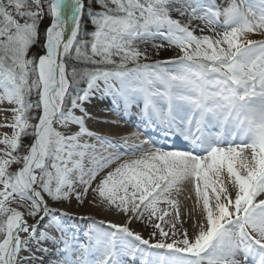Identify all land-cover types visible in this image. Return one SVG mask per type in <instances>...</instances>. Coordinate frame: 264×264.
<instances>
[{"label":"snow or ice","instance_id":"1","mask_svg":"<svg viewBox=\"0 0 264 264\" xmlns=\"http://www.w3.org/2000/svg\"><path fill=\"white\" fill-rule=\"evenodd\" d=\"M253 35L264 37V0H0V104L13 115L0 125L12 129L0 138V264H264V38ZM167 49L174 58H152ZM102 99L117 116L138 108V131H90ZM89 197L123 222L80 234L53 207Z\"/></svg>","mask_w":264,"mask_h":264},{"label":"bare ground","instance_id":"2","mask_svg":"<svg viewBox=\"0 0 264 264\" xmlns=\"http://www.w3.org/2000/svg\"><path fill=\"white\" fill-rule=\"evenodd\" d=\"M197 34L200 33L197 32ZM252 38L259 39V36L253 35ZM160 54L161 56L166 57L165 59H172L175 57V52L173 50H163ZM110 105V100L102 99L98 102H94V104L91 105V109L88 108L89 112L92 114V119L86 121V126L89 128V130L101 135L108 136L112 139H119L123 136H131L134 132H137V130L131 128L130 126H128V124L134 126L135 124L140 123L138 108L133 106L127 113H121V116H117L113 113L112 117L110 115V113H112L111 111H105V109L109 108ZM11 107V105L0 104V125H6L13 122V115L11 111L7 110ZM102 121H108V123H103ZM113 121H115L116 123L113 124ZM4 134L10 136L12 134V129L6 126H0V138H2ZM140 136L143 137L144 135L140 133ZM181 143L184 142L181 140ZM0 148H3V146L0 145ZM190 188V185L185 186L184 191L180 195L179 199L181 202V220L185 221L183 227L188 229L189 238H192L194 234L192 225L194 221L198 220V212L195 210L194 193L190 191ZM82 210H84L85 213L83 211V214L81 216L72 215L71 211L68 212V214L72 217L71 222L74 223L75 226H77L80 234H82L83 231L88 228L89 223L92 220H95L96 222L102 220L111 222L115 221V223L123 222V217H121L120 215L107 213L101 207L93 205L91 201H88Z\"/></svg>","mask_w":264,"mask_h":264},{"label":"rangeland","instance_id":"3","mask_svg":"<svg viewBox=\"0 0 264 264\" xmlns=\"http://www.w3.org/2000/svg\"><path fill=\"white\" fill-rule=\"evenodd\" d=\"M225 2H226V0H217V3L218 4H225ZM44 27H46L47 25H48V23H49V20H48V18H45V20H44ZM43 30V27H42V25H41V31ZM256 36H258V35H256ZM262 38H264V37H260L259 36V39H262ZM168 50H170V49H167L166 51H168ZM163 51V50H162ZM161 51V52H162ZM160 52V53H161ZM159 53V55H156L155 53H152V58L153 59H165L166 57H163V56H161V54ZM41 54H43L42 53V49H41V46H40V44H37V45H35L31 50H30V52H29V56H33V55H35V56H39V55H41ZM143 62V61H142ZM84 85H82V87H83ZM89 109H91V106H89L88 107ZM88 109V110H89ZM77 115H79V112H77L76 113ZM109 115V114H108ZM110 115L113 117V112L112 113H110ZM109 115V116H110ZM110 116V117H111ZM120 118V117H119ZM112 119V118H111ZM122 121V120H121ZM112 125V124H111ZM128 126H130L131 127V125H129L128 124ZM131 128H133V129H135V130H138L136 127H131ZM141 139H143V137H141ZM31 142V139L30 138H26L25 140H24V143L25 144H27V143H30ZM258 199H264V196H261V197H258ZM88 201H91V197H89L88 198V200L83 204V205H80V204H78L77 202H75L74 200L71 202V203H68V202H65V203H63V204H56V205H53V207H55V208H57V209H59V210H61V211H63V212H65V213H68L69 211H71V213H72V215H76V216H81L82 214H83V211L84 210H82L84 207H85V205L87 204V202ZM103 209V208H102ZM106 211V210H105ZM107 212V211H106ZM84 213H85V211H84ZM107 213H109V212H107ZM110 214H113V213H110ZM167 219V218H166ZM114 223H115V221H113ZM131 227H132V229L134 230V231H136V232H139V233H141L143 236H144V238H148V236H149V233L151 232V228L149 227V228H145V226L143 225V224H141V223H139V222H136V223H133L132 225H131ZM164 227H165V229L167 230V228L169 227V225H167V224H165L164 225Z\"/></svg>","mask_w":264,"mask_h":264},{"label":"trees","instance_id":"4","mask_svg":"<svg viewBox=\"0 0 264 264\" xmlns=\"http://www.w3.org/2000/svg\"><path fill=\"white\" fill-rule=\"evenodd\" d=\"M42 27L44 28V23L42 24Z\"/></svg>","mask_w":264,"mask_h":264}]
</instances>
